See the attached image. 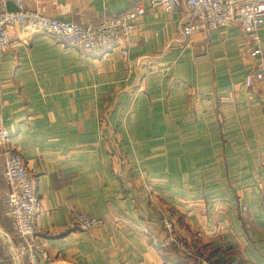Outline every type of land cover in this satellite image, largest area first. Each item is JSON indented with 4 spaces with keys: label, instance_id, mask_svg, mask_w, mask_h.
<instances>
[{
    "label": "crops",
    "instance_id": "0c3cea01",
    "mask_svg": "<svg viewBox=\"0 0 264 264\" xmlns=\"http://www.w3.org/2000/svg\"><path fill=\"white\" fill-rule=\"evenodd\" d=\"M42 15L98 23L148 0H21ZM15 0H0V10ZM178 14L141 16L126 43L87 52L9 27L0 121L37 195L45 264H264V80L231 23L184 38ZM264 53V23L257 29ZM0 158V264L15 242ZM102 221L81 230L73 214ZM191 254L162 245V221Z\"/></svg>",
    "mask_w": 264,
    "mask_h": 264
},
{
    "label": "built area",
    "instance_id": "2783aa9c",
    "mask_svg": "<svg viewBox=\"0 0 264 264\" xmlns=\"http://www.w3.org/2000/svg\"><path fill=\"white\" fill-rule=\"evenodd\" d=\"M15 10H0V57L10 46L9 27L21 25L35 32L60 38L87 52H103L120 47L127 54L126 43L138 19L148 12L164 11L178 14L184 38L196 30L215 29L231 23L239 25L248 35L251 50L248 55L262 59L251 66L244 83L251 87L255 80H264V53L260 46L257 29L264 23V0H148L138 2L131 9L98 23H79L49 17L27 9L21 0H15ZM0 158L3 159V177L9 187L6 205L9 209L15 242L6 238L12 259L19 263L45 264L48 254L38 244L35 236L36 215L39 210L37 195L26 171L23 159L9 142V133L0 121ZM75 226L81 230L99 227L102 221L84 212L73 215ZM165 237L162 245L172 247L179 253L190 255V249L177 236L174 225L167 219L162 221ZM196 264H209L196 258Z\"/></svg>",
    "mask_w": 264,
    "mask_h": 264
}]
</instances>
